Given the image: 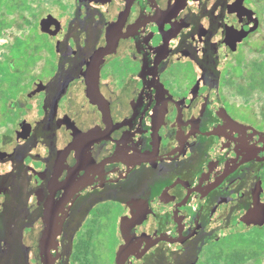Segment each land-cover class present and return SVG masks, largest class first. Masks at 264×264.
<instances>
[{
    "label": "flooded vegetation",
    "instance_id": "af4514ba",
    "mask_svg": "<svg viewBox=\"0 0 264 264\" xmlns=\"http://www.w3.org/2000/svg\"><path fill=\"white\" fill-rule=\"evenodd\" d=\"M238 2L250 16L228 11ZM250 5L54 1L56 16L36 24L44 44L29 50L37 58L30 69L40 67L29 72L30 102L12 107L14 115L35 111L36 120L20 115L15 138L0 148L30 125L29 138L0 160V264H227L231 253L237 264V253L262 256L264 224L245 232L237 224L264 207V123L241 117L224 95L237 53L224 45L226 24L256 26ZM8 27L0 16V40ZM251 235L258 249L237 250V239Z\"/></svg>",
    "mask_w": 264,
    "mask_h": 264
},
{
    "label": "rangeland",
    "instance_id": "374dc122",
    "mask_svg": "<svg viewBox=\"0 0 264 264\" xmlns=\"http://www.w3.org/2000/svg\"><path fill=\"white\" fill-rule=\"evenodd\" d=\"M55 0H0V16L7 17V22L11 27L5 31L2 35L0 43L4 44L0 52V61L5 59L10 60L9 47L17 41L21 46L16 51V66L20 67L21 71L24 73L18 78L21 79V83L24 84L27 89L19 95V99L15 102H10L8 105L9 112L3 111L0 108V148L5 146L12 138H15L14 130L19 128V122L21 119H26L28 122H34L36 120V112L25 110L20 111L19 114L11 115V108L14 106L22 107L29 104L30 100L27 96L28 91V81L30 80L29 72L37 74L40 67H34L33 70L28 69L36 64L37 58L34 55H30V49L33 51L35 47L39 48L43 45L45 38L40 34V29L37 30L38 20L47 15L48 13L56 16V8L53 6ZM251 3L250 7L256 12L257 15V26L256 32L250 35L248 40L238 48L237 53L232 54L229 61V67H237V61L239 58L244 59V61L250 62L252 60L261 57L262 52H264V0H247V3ZM33 16L31 23L25 22L28 17ZM2 29V28H1ZM0 29V30H1ZM20 59V60H19ZM21 59H23L21 61ZM16 80V79H15ZM233 86H226L224 88V95L230 101L231 105L237 108V112L244 116L247 115L249 119L257 122L264 123V95H253L252 97L246 99L237 96V86L242 84L244 80L242 78H237V76L232 75L230 79ZM12 122L13 119L19 117ZM252 235L244 238H238L237 250L248 253V251H256L258 247L252 246L250 241H252ZM244 264H264V252L262 256L256 260H249Z\"/></svg>",
    "mask_w": 264,
    "mask_h": 264
},
{
    "label": "trees",
    "instance_id": "16d2710c",
    "mask_svg": "<svg viewBox=\"0 0 264 264\" xmlns=\"http://www.w3.org/2000/svg\"><path fill=\"white\" fill-rule=\"evenodd\" d=\"M20 46L19 43L16 44V51ZM16 51L13 53L11 59L15 57ZM237 63V67L232 68L231 76L229 77L230 80L232 75H235L237 78H242L244 80L242 84L237 86V96L248 99L255 94L264 95V52H262L261 57L258 59L246 63L244 59L239 58ZM27 68L30 69V67ZM15 70H18V72L15 73ZM23 73L20 67H0V108H3V111L7 112V116L10 111L8 108L10 102L18 100L19 95L27 90L24 84L21 83L22 80L18 78ZM229 86H233V83L231 84L230 82ZM11 113L13 116L12 108ZM240 115L245 119H249L247 115ZM17 119L18 117L13 119L12 122ZM258 247L259 249H264V245ZM227 256V264H236L235 253H231ZM255 256H258V253H254L253 255L237 253V264H244Z\"/></svg>",
    "mask_w": 264,
    "mask_h": 264
},
{
    "label": "water",
    "instance_id": "95a60500",
    "mask_svg": "<svg viewBox=\"0 0 264 264\" xmlns=\"http://www.w3.org/2000/svg\"><path fill=\"white\" fill-rule=\"evenodd\" d=\"M229 12H237L239 16L245 17L250 16L252 13V10L248 9L244 6L242 2H238L236 5H232L228 7ZM49 23V21L43 20L41 22V30L43 32H46V25ZM227 32L226 37L224 40V45L227 48V46H230L233 51L238 50V47L246 37H248L251 33H254L257 31L258 26H251L250 28L243 29L241 31L234 29V27L231 25V23L226 24ZM220 65L219 67H223L226 59H227V53L226 50L223 51L220 55ZM40 89L37 90L39 92ZM30 136V125L26 122H24L23 126L21 127V130L17 133V138L11 144L6 148V150L1 151L0 150V160H6L8 159L15 151L17 145L24 140L28 139ZM264 224V207H262V210L260 208V203L256 204L254 208L250 210V212L241 219V221L237 224V228L239 231H247L251 227L260 225L262 226Z\"/></svg>",
    "mask_w": 264,
    "mask_h": 264
}]
</instances>
